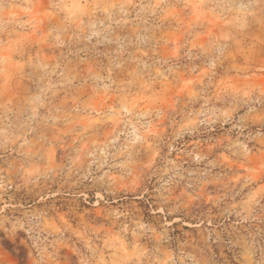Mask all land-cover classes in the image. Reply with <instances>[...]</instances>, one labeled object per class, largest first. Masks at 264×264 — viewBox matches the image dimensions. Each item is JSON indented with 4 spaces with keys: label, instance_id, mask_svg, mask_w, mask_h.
I'll return each instance as SVG.
<instances>
[{
    "label": "rangeland",
    "instance_id": "rangeland-1",
    "mask_svg": "<svg viewBox=\"0 0 264 264\" xmlns=\"http://www.w3.org/2000/svg\"><path fill=\"white\" fill-rule=\"evenodd\" d=\"M0 264H264V0H0Z\"/></svg>",
    "mask_w": 264,
    "mask_h": 264
}]
</instances>
